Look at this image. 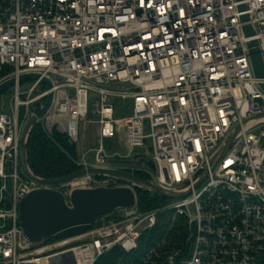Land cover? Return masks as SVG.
Returning a JSON list of instances; mask_svg holds the SVG:
<instances>
[{
  "label": "built area",
  "instance_id": "2783aa9c",
  "mask_svg": "<svg viewBox=\"0 0 264 264\" xmlns=\"http://www.w3.org/2000/svg\"><path fill=\"white\" fill-rule=\"evenodd\" d=\"M255 41L264 59V0H0V85L15 81L10 111L0 108V264H97L116 250L113 264H264V117L245 127L264 114ZM50 94L38 122L48 134L78 145L82 126L97 127L83 169L141 171L186 196L143 212L136 194L81 235L31 241L20 205L44 186L24 173L21 142ZM115 101L131 113L117 118ZM114 138L123 152L103 146ZM123 185L87 176L54 189L69 200L76 188Z\"/></svg>",
  "mask_w": 264,
  "mask_h": 264
},
{
  "label": "water",
  "instance_id": "95a60500",
  "mask_svg": "<svg viewBox=\"0 0 264 264\" xmlns=\"http://www.w3.org/2000/svg\"><path fill=\"white\" fill-rule=\"evenodd\" d=\"M240 6V9H245ZM249 19L248 15L242 17L243 21ZM247 35L254 34L251 25L244 27ZM257 42L250 43L252 63L255 75L259 79H264V59ZM36 74L23 75L20 81L27 79H38ZM44 82L51 87L48 80ZM14 80H9L0 85V95L14 85ZM264 90V82L260 84ZM53 95L47 97V101L27 122L21 142V164L24 173L29 179L44 186L36 188L24 198L20 205V217L25 234L33 242H38L46 237H52L55 240L66 239L69 237L81 235L89 230L98 218L115 212L118 209L130 208L136 202V193L134 188H141L148 192L165 197L168 199H178L186 196L185 193H178L165 190L149 179L143 178L135 173L116 169L89 167L68 176L58 179H44L36 176L28 164L27 145L29 136L33 128L45 116L52 103ZM264 114L257 116L246 122L247 127L252 122L261 119ZM240 133L237 128L227 140L220 155L224 154L232 144V139ZM144 160H141V163ZM147 165L155 170V164L152 161L146 162ZM94 176L105 177L125 183L123 186H97L95 188H76L72 191L69 200L65 194L54 187L73 182L77 179Z\"/></svg>",
  "mask_w": 264,
  "mask_h": 264
},
{
  "label": "trees",
  "instance_id": "16d2710c",
  "mask_svg": "<svg viewBox=\"0 0 264 264\" xmlns=\"http://www.w3.org/2000/svg\"><path fill=\"white\" fill-rule=\"evenodd\" d=\"M27 154L28 164L33 173L44 179L62 178L83 169V166L78 164L77 145L60 132L54 131L53 134H48L42 124H37L33 128L28 140ZM134 173L149 179L144 172L135 171ZM97 178L103 179L104 177L97 176ZM135 190L138 207L143 212L162 208L172 201L141 188H135ZM117 216H119V211L109 214L110 218ZM173 233L175 239L180 240L183 236V228L177 225ZM110 256H113L112 260H108ZM119 256L121 254L116 250L111 255L102 257L97 264H113Z\"/></svg>",
  "mask_w": 264,
  "mask_h": 264
},
{
  "label": "rangeland",
  "instance_id": "374dc122",
  "mask_svg": "<svg viewBox=\"0 0 264 264\" xmlns=\"http://www.w3.org/2000/svg\"><path fill=\"white\" fill-rule=\"evenodd\" d=\"M11 97L12 92L11 90H6L0 95V108L2 112H9L11 108ZM94 97L93 94H91L90 98ZM115 107H116V117L122 118L126 114L131 113V104L130 102H124V101H115ZM42 124V123H41ZM81 142L77 145L78 147V153L79 158L78 160L82 159L83 152H86L88 150L98 148L99 147V140L97 139V136L95 134L94 127L90 126L85 127L84 130L81 128ZM103 146L107 149V151H117V152H123L124 148L122 144H119L116 138L114 139H107L103 141ZM86 160L89 163L94 162V153L93 151L89 152L86 155ZM111 166L113 167H127V165H121V164H113L112 162H109ZM112 187V186H109Z\"/></svg>",
  "mask_w": 264,
  "mask_h": 264
},
{
  "label": "crops",
  "instance_id": "0c3cea01",
  "mask_svg": "<svg viewBox=\"0 0 264 264\" xmlns=\"http://www.w3.org/2000/svg\"><path fill=\"white\" fill-rule=\"evenodd\" d=\"M90 126H92V127H94V130H95V134H96V136H97V127H96V125H91V124H89ZM89 125H87L86 127H89ZM85 129V127L84 126H82V130H84ZM85 159H86V157H85ZM82 160V159H81ZM81 160H79V161H81Z\"/></svg>",
  "mask_w": 264,
  "mask_h": 264
}]
</instances>
